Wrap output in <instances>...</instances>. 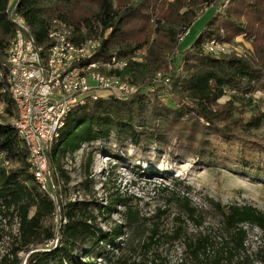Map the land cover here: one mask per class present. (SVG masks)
I'll list each match as a JSON object with an SVG mask.
<instances>
[{
	"label": "trees",
	"instance_id": "1",
	"mask_svg": "<svg viewBox=\"0 0 264 264\" xmlns=\"http://www.w3.org/2000/svg\"><path fill=\"white\" fill-rule=\"evenodd\" d=\"M10 1L0 0V69L14 33L8 16ZM226 2L224 10L217 12ZM208 10L212 11L209 22L190 49L181 52L180 37ZM16 11L45 48L50 46L52 20L61 19L86 31L87 38L109 32L96 59L128 58L146 50L143 63H131L122 73L140 92L126 100L89 101L68 116L50 155L57 184L70 181L60 165L63 158L113 136L139 149L155 147L212 164L218 161V143L241 139L264 119V0H18ZM244 39H252L253 48L246 49ZM212 40L237 42L242 50L234 47L231 54L220 57L206 54L204 45ZM160 73L172 75L170 86L157 85L154 93L146 92ZM224 97L229 99L221 102ZM0 103L4 105L0 114V222L18 224L16 258L28 252L26 264H99L103 259L106 264H129L122 253L133 250L136 238L146 235V257L139 264H167L165 247L181 255L178 264H264V248L253 255L248 245L251 227L260 230L264 246V213L251 205H222L212 200V208L222 219L220 229L204 228L193 234L189 223L204 227L198 208L188 193H170L167 187L163 191L169 193V204L182 212L171 230L164 229L166 211L159 210L151 221L130 198L113 201L124 210L119 212L122 222L108 232L98 226L95 213L100 215L101 210L94 203L65 204L58 193L57 204L41 191L30 171L29 150L13 122L18 118L17 107L1 83ZM246 143L264 153V146ZM109 173L103 175L109 178ZM88 175L81 186L88 185ZM56 230L58 246L40 253L38 246L57 241Z\"/></svg>",
	"mask_w": 264,
	"mask_h": 264
},
{
	"label": "rangeland",
	"instance_id": "2",
	"mask_svg": "<svg viewBox=\"0 0 264 264\" xmlns=\"http://www.w3.org/2000/svg\"><path fill=\"white\" fill-rule=\"evenodd\" d=\"M211 14L212 11L208 10L190 28L189 34L179 45L181 52L190 49L194 44L209 22ZM238 40L243 38L239 37ZM244 40L246 49L253 48L252 39ZM262 95L259 94V97H263ZM228 99L229 97H224L221 102ZM3 110L4 105L0 103V114ZM247 141L264 146V119L259 128L246 132L241 139L228 144L218 143V161L212 164L191 157L172 155L155 147L139 149L129 141H118L113 136L101 144L81 148L74 155H68L61 160L60 165L70 178L68 183L60 182L61 202L94 203L95 207H100L101 210L100 215L95 213L98 226L108 232L122 222L119 212L124 210L113 201L130 198L141 215L151 221L159 210L166 211L164 229L171 230L176 223L175 218L182 212L177 205L169 204V193L163 191L167 187L170 193H188L202 216L204 227L198 228L189 223V233L196 234L199 229L204 228L215 232L220 229L222 219L212 208V200L222 205H251L264 213V153L253 150ZM89 162L90 167L87 168ZM107 171L110 172L109 178L106 174L103 175ZM88 174V185L81 186ZM60 212L58 208L55 225H58ZM0 229V264H19V261L20 264H26L31 253L21 252L18 258L13 254L17 247L15 237L19 235L17 222L10 225L4 219L0 222ZM248 231V245L254 255L264 248L262 235L257 228L248 227ZM56 233L57 239H60L57 230ZM145 239L146 235L138 236L133 250L122 253L129 264L144 261ZM58 244L59 241L40 245L37 250L43 253L47 248H56ZM164 253L167 264L180 262L181 255L175 248L165 247ZM99 264L106 262L104 259L99 260Z\"/></svg>",
	"mask_w": 264,
	"mask_h": 264
},
{
	"label": "built area",
	"instance_id": "3",
	"mask_svg": "<svg viewBox=\"0 0 264 264\" xmlns=\"http://www.w3.org/2000/svg\"><path fill=\"white\" fill-rule=\"evenodd\" d=\"M17 1L11 0L8 8L14 33L0 69V83L17 107L18 118L13 122L29 150L30 171L41 191L58 204L62 189L54 181L58 173L50 165V155L68 116L89 101L102 97L126 100L140 92L141 88L123 78L122 73L131 63H143L146 50L128 58L113 55L96 59L109 32L104 37L87 38L86 31H78L61 19L51 22L50 46H39L32 27L16 11ZM226 5L227 2L218 6L217 12H222ZM188 34L189 30L180 37L179 43ZM236 43L212 40L204 45V51L219 57L229 55L234 47L242 50ZM171 81V74H157L152 80L153 86L145 91L154 93L157 85L170 86Z\"/></svg>",
	"mask_w": 264,
	"mask_h": 264
}]
</instances>
